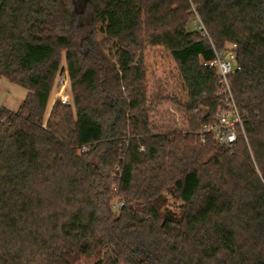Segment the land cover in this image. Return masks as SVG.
I'll return each instance as SVG.
<instances>
[{"label": "trees", "instance_id": "obj_1", "mask_svg": "<svg viewBox=\"0 0 264 264\" xmlns=\"http://www.w3.org/2000/svg\"><path fill=\"white\" fill-rule=\"evenodd\" d=\"M149 47L185 129L151 118ZM229 47L246 137L225 148L200 133ZM64 59L72 104L48 112ZM0 77L28 91L0 106V264H264V0H0Z\"/></svg>", "mask_w": 264, "mask_h": 264}, {"label": "rangeland", "instance_id": "obj_2", "mask_svg": "<svg viewBox=\"0 0 264 264\" xmlns=\"http://www.w3.org/2000/svg\"><path fill=\"white\" fill-rule=\"evenodd\" d=\"M194 20L190 29L197 25ZM108 24L101 19L99 24L100 39L107 38ZM108 56L112 55L116 47L114 44L106 47ZM147 85L151 99V118L159 130H181L187 128L184 119L183 103L187 101V91L179 75L176 62L169 52L162 47H149L146 52ZM63 67L67 62L63 60ZM70 86V80H69ZM71 93V87L69 89ZM28 91L18 85L10 83L6 78L0 77V106L13 112L19 111ZM57 101L55 91L51 94L48 112Z\"/></svg>", "mask_w": 264, "mask_h": 264}, {"label": "built area", "instance_id": "obj_3", "mask_svg": "<svg viewBox=\"0 0 264 264\" xmlns=\"http://www.w3.org/2000/svg\"><path fill=\"white\" fill-rule=\"evenodd\" d=\"M199 22L202 25V22ZM202 29L204 30L203 25ZM205 35H207L206 31ZM234 48L229 47L223 51L215 50L214 59L203 63L205 67L215 69L218 73L217 96L220 106L215 122L205 126L200 134L203 142L206 135H211L218 145L225 148L234 147L240 135L246 137L245 119L236 102L230 83V76L241 69ZM69 80V71L67 68H64L58 75L55 87L57 100L67 106L72 104L71 93L69 92ZM122 206L123 204L119 203L116 208Z\"/></svg>", "mask_w": 264, "mask_h": 264}]
</instances>
